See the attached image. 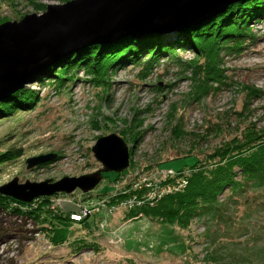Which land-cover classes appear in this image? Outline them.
<instances>
[{"label": "rangeland", "instance_id": "rangeland-1", "mask_svg": "<svg viewBox=\"0 0 264 264\" xmlns=\"http://www.w3.org/2000/svg\"><path fill=\"white\" fill-rule=\"evenodd\" d=\"M67 1L0 0V23L39 15L46 8L37 7ZM248 28L241 49L223 53L220 82L209 80L201 98L195 94L197 77L187 63L193 60L204 69L205 59L190 51L160 59L148 74L143 72L145 77L140 76L141 66H115L105 85L94 83L83 70L64 82L49 75L43 82L27 83L35 101L0 118V152L22 150L19 158L0 165V187L14 179L55 182L95 172L101 164L91 148L109 134L125 140L130 164L116 177L114 172L103 173L88 193L76 190L30 202L0 193L13 199L0 205V264H264V194L256 197L252 208L256 203L260 207L250 215L240 204L244 197L237 206L231 204L228 211L237 218L248 212L242 221L235 223L228 217L231 222L215 223L202 216L188 228L130 216L132 207L123 200L132 197V191L159 182L168 190L171 177L183 183L176 177L178 170L188 173L195 158L206 161L213 150L240 136L249 125L262 133L264 17ZM252 90L257 92L251 94ZM37 156L52 159L27 168V160ZM107 196L113 206L99 208L89 223L69 220V213L79 211L80 203L99 207ZM211 237L224 240L223 245L213 243Z\"/></svg>", "mask_w": 264, "mask_h": 264}, {"label": "trees", "instance_id": "trees-1", "mask_svg": "<svg viewBox=\"0 0 264 264\" xmlns=\"http://www.w3.org/2000/svg\"><path fill=\"white\" fill-rule=\"evenodd\" d=\"M45 8L42 5L36 9L44 11ZM262 17L264 0L237 1L180 30L173 28L166 32H143L138 37L125 35L71 48L45 65V74L36 75L34 81L43 82L53 75L64 82L66 78L71 79L72 73L83 70L92 77L94 83L105 85L110 81V69L115 66L121 67L125 63L141 66L140 76L145 77L159 64L160 59L177 58V51H190L196 58L205 59L204 69L193 60L187 63V68H191L197 77L195 94L201 98L207 92L209 80L220 82L217 77L221 74L219 64L223 53L241 49L249 23L253 24ZM200 72L204 73L203 80L200 79ZM256 92L252 90L251 94ZM34 97V91L27 86L1 96L0 118L28 107L35 101ZM247 127L240 136L231 137L213 150L206 161L195 158L188 173L178 170L176 177L184 179L183 183L176 182L172 177L168 190L163 191L166 186L160 183L139 192L132 191L136 201L127 213L136 218L145 217L148 221L156 220L162 225H178L180 228H188L193 219L202 216H208L215 223L242 221L248 212L250 215L252 209L260 207L258 203L254 208L252 205L258 195L264 194V130L259 133L261 130L254 126ZM21 151L18 148L0 152V165L16 160L21 156ZM116 176L118 173H115ZM4 199L11 198L0 195V205ZM234 203L233 206L239 203L245 206L248 212L245 211L240 218L235 217L233 212L228 211ZM89 219L86 217L79 224L89 223ZM238 228L246 229L245 226ZM214 229L217 232V224ZM243 236H247V233L244 232ZM211 238L213 243H219L220 246L224 243V240Z\"/></svg>", "mask_w": 264, "mask_h": 264}, {"label": "water", "instance_id": "water-1", "mask_svg": "<svg viewBox=\"0 0 264 264\" xmlns=\"http://www.w3.org/2000/svg\"><path fill=\"white\" fill-rule=\"evenodd\" d=\"M238 0H70L49 4L42 14L25 15L0 23V97L34 80L46 63L71 48L125 35L162 32L190 25ZM91 151L101 164L95 172L58 181L18 183L0 187V193L22 202L55 194L88 193L103 173H119L130 164L125 140L109 134L97 139ZM50 156L27 160V168L43 164Z\"/></svg>", "mask_w": 264, "mask_h": 264}, {"label": "built area", "instance_id": "built-area-1", "mask_svg": "<svg viewBox=\"0 0 264 264\" xmlns=\"http://www.w3.org/2000/svg\"><path fill=\"white\" fill-rule=\"evenodd\" d=\"M169 175L172 176L173 175V172L171 171L169 173ZM159 183H161V182H159ZM164 190H165V188L163 189V191ZM114 197L116 198V195ZM111 200H112V197L111 196H109L108 198H106V197L105 198H102L100 200V202H99V207L96 206V207H90V208H88V207H82L81 206V203H80L79 204L80 210L79 211L70 212L69 213V220H71L73 222H76V223H79V222H81L86 217H89L90 218L91 216H93V214H95L99 210V208L107 207L108 205L109 206H113V205L110 204V201ZM123 200H128V201L125 202L126 203V206H131V207L135 204V201H136L135 196H133V195H132V197H129L128 199H123ZM123 200H118V201H121L122 202Z\"/></svg>", "mask_w": 264, "mask_h": 264}, {"label": "bare ground", "instance_id": "bare-ground-1", "mask_svg": "<svg viewBox=\"0 0 264 264\" xmlns=\"http://www.w3.org/2000/svg\"><path fill=\"white\" fill-rule=\"evenodd\" d=\"M225 8V7H224ZM223 9V8H222ZM217 15V14H216ZM206 19V18H205ZM196 24V23H195ZM185 26H187L186 24H183V25H178V26H176V28H178V29H180V28H182V27H185ZM175 30V29H174ZM165 31H168V30H165ZM163 32V31H162ZM154 33V32H153ZM67 215V214H66Z\"/></svg>", "mask_w": 264, "mask_h": 264}]
</instances>
